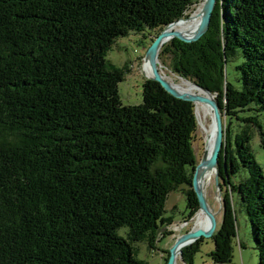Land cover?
<instances>
[{
  "label": "trees",
  "instance_id": "16d2710c",
  "mask_svg": "<svg viewBox=\"0 0 264 264\" xmlns=\"http://www.w3.org/2000/svg\"><path fill=\"white\" fill-rule=\"evenodd\" d=\"M195 4L0 0V264H148L138 246L160 251L172 234L169 196L183 192L187 220L197 215L195 104L147 79L143 103L123 105L131 69L107 59L118 38L157 35ZM159 60L215 95L225 117L209 256L232 263L241 212L264 264V171L251 148L257 130L264 149V0H218L207 33L172 39ZM204 242L183 250L184 264Z\"/></svg>",
  "mask_w": 264,
  "mask_h": 264
},
{
  "label": "rangeland",
  "instance_id": "374dc122",
  "mask_svg": "<svg viewBox=\"0 0 264 264\" xmlns=\"http://www.w3.org/2000/svg\"><path fill=\"white\" fill-rule=\"evenodd\" d=\"M196 2L197 4H195L187 14L189 15V18L195 11L198 10L199 7L203 6L205 0H196ZM154 36H156V34L150 30H146L141 34L132 32L126 37L118 38L107 54V59L112 64L120 68L129 67L131 69L130 73L126 74L125 81L119 84L120 98L123 105L125 106H137L143 103L144 82L145 80L150 79L146 76L143 70V64L145 60L144 57ZM160 66V69L162 68L168 75L171 77L173 76L177 82H180L181 78L171 72L170 60H167L166 66L160 62ZM197 117H199L198 114ZM260 119L264 130V115H261ZM206 121V125H209L211 118L208 117ZM199 124L198 118V131L195 135L194 141V150L197 157V164L200 163L202 158L207 153V136ZM251 148L256 156L257 161L264 171V149L260 145V139L257 130L254 131V135L251 140ZM217 173L212 179L211 184L208 186L207 194H204L212 213L216 217L218 231L221 228L223 221V200L222 193L218 191L216 186ZM166 208V215L173 216L174 223L171 225L170 229H167L171 231L172 234L159 243L160 251L148 249L146 244H139L138 246L139 258L146 260L148 264H163L166 254H164L162 251L170 250L177 239L182 235L187 234V232L197 230L195 229V222L198 218V215H196L191 220H187L186 218L188 214L187 200L183 192L179 190L172 193L169 196ZM237 224L238 236L236 239L234 258L232 263L229 264H259V255L251 236V225L247 216L241 212H238ZM126 230L128 229H121L119 234L125 237ZM241 243L243 244V247L240 246ZM214 249V241L208 238L205 239L202 251L195 256L194 263L216 264L209 256L210 253L214 251ZM177 264L184 263L179 258Z\"/></svg>",
  "mask_w": 264,
  "mask_h": 264
},
{
  "label": "water",
  "instance_id": "95a60500",
  "mask_svg": "<svg viewBox=\"0 0 264 264\" xmlns=\"http://www.w3.org/2000/svg\"><path fill=\"white\" fill-rule=\"evenodd\" d=\"M217 1L218 0H205V2L203 3L202 20L200 22L199 28L197 29L196 33L193 36L187 38V37H184L180 32L174 31L170 33L168 31V29L172 25L183 21L182 19L178 22H175L167 26L160 33L154 36L152 38L151 45L147 49V52L144 57V59L149 60L151 68H152L153 78H150L151 80L159 83L164 90H166L169 94H171L173 97L177 99L192 102L195 104V106L197 105V103L209 104L213 109L214 119L216 123V138H215V143H214L212 154L208 156V154L206 153L205 156L200 161V163H198L195 166L194 171H193V180H192V187L197 196L199 206H200L199 212L202 211L207 214L208 219L210 221V227L207 230L200 228L196 231L187 232V234L182 235L180 238H178L177 241L174 243V245L169 250V256H168L166 264H177L179 258L182 260V253L186 247L194 244L200 239H207V238L212 239L214 234L217 231L216 217L212 213L209 207V204L207 203L206 196L199 184V178L202 176H205L207 170L219 168L220 156H221L222 150L225 149V145H224L225 144V117L223 116L221 112V108H220L218 101L216 100V96L213 95L209 90L199 86L198 84H195L198 88L204 90L212 98L184 94L174 89L171 86V84L168 81H166L163 75L161 74L159 57H160L161 49L165 44L163 43V39L165 38L170 37V40L176 38L185 43H195L199 41L207 33L210 27L212 15L216 7ZM216 186H217L218 191L221 193L219 175H217Z\"/></svg>",
  "mask_w": 264,
  "mask_h": 264
},
{
  "label": "bare ground",
  "instance_id": "6f19581e",
  "mask_svg": "<svg viewBox=\"0 0 264 264\" xmlns=\"http://www.w3.org/2000/svg\"><path fill=\"white\" fill-rule=\"evenodd\" d=\"M202 15L203 6L199 7L198 10L195 11L190 18H185L183 19V21L172 25L168 29V31L170 33L177 31L180 32L184 37L189 38L193 36L199 28L200 22L202 20ZM169 41L170 37L163 39V43L165 44ZM143 70L148 78H153L152 68L148 59L144 60ZM161 74L174 89L181 93L212 98L204 90L198 88L195 83L184 79H180V82H177V80L173 76L171 77L170 75H168L162 68ZM196 112L199 116V125L202 127L207 136V154L208 156H210L212 154L216 138V123L214 119V112L212 107L209 104L205 103H197ZM208 117L211 118V122L209 125H206V120ZM217 171L218 169H209L206 171L205 176L199 178V184L205 194H207L208 186L211 184L212 179L216 176ZM197 215L198 218L195 222V229L198 230L201 228L207 230L210 227V221L207 214L201 211Z\"/></svg>",
  "mask_w": 264,
  "mask_h": 264
}]
</instances>
